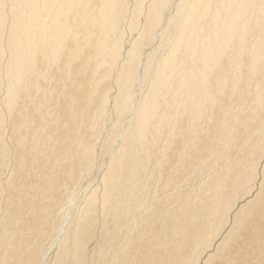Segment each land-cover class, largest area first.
<instances>
[{
  "label": "bare ground",
  "instance_id": "1",
  "mask_svg": "<svg viewBox=\"0 0 264 264\" xmlns=\"http://www.w3.org/2000/svg\"><path fill=\"white\" fill-rule=\"evenodd\" d=\"M109 109L118 134L101 182L98 264L114 248L115 264H264V0H0V264L30 249L33 222L74 206ZM205 129L211 151L196 170L211 154L224 165L166 207L173 219L142 260L128 251L142 249L134 229L156 224L149 194L134 199L142 162L157 147L165 159L176 138L179 159L202 150ZM85 191L76 228L51 240L56 264H84L97 236L98 190Z\"/></svg>",
  "mask_w": 264,
  "mask_h": 264
},
{
  "label": "rangeland",
  "instance_id": "2",
  "mask_svg": "<svg viewBox=\"0 0 264 264\" xmlns=\"http://www.w3.org/2000/svg\"><path fill=\"white\" fill-rule=\"evenodd\" d=\"M164 26H165V24H164ZM127 46L129 48L130 44L129 43H128V45L126 44V48H127ZM143 74L144 73L142 72L140 77H139V81L137 82V85L143 91H148L150 86L145 81ZM111 114H112V111L109 109V111H108L109 122H108V126L106 127L107 132H106V134H104V137L99 141V145H97L96 154L98 156L96 155V166L94 168L95 171H93V174L91 176L86 178V181L85 180L82 181L84 183V185H83V188H81L82 190L79 192L80 196H78V199L76 200L77 203L75 202L74 206H71L69 208H65L66 210H64V212L62 213L65 216L62 215L63 218H62V216L58 217V221H56V219L54 220L52 217L50 219H48L49 221H48L47 226L41 225V223L43 222V220H41V219L37 220L35 223L33 222L32 223L33 226H31V231H29V233H31V237L29 238L30 249L26 246H23L19 250H15L13 252L14 254L13 255L11 254V256L8 257L9 264H31L32 263L30 260L31 257H33V259L37 258L39 261L42 258L43 264H56V257H57V253H58V248H57L56 244H51V240L53 238H56V240H55V243H56V241H58L59 238L64 237L67 232L76 228L79 215L81 214V208L85 203V194H86L85 190H89V191L98 190V197L99 198H98V207H97V211H98V213H97V218H98L97 219V224H98L97 236L93 240H90V241L87 240V242H86L84 264H98L99 256H97V244H98L100 237L102 235L103 230H101V225H102V221L105 217L104 210L102 208V200L100 199L101 194H102V190H103L101 182H102V179H103V177L107 171L108 165L110 163V159H111L112 155L114 154V152L116 151V148L113 149L112 145L114 143L115 136L118 134V126L116 128H114V130L112 129L114 127L113 125L115 124V120L114 121L111 120L112 119ZM240 120H241L240 116L236 117V123L239 125H240ZM206 134H207V130L205 129L202 132L201 139H200V141L202 143V150L195 151L193 148H188V150L185 152V154H183V153L180 154L182 157H181V159H179L178 158V155H179L178 150L180 152V142L181 141H180V138H176L174 140L176 142V144L173 146V143H172L170 148L166 151L165 159H164V156L160 155V152L157 150L158 149V147H157L155 149H152L149 161L146 160V163L142 162V164L146 165V167L142 172L140 180L138 182H136V185H134V188H135L134 199L136 201L135 203H137V204L145 203L146 200L143 198L145 197V195L147 196L149 194L150 205L148 207L149 208L151 207V208L149 209L150 211L149 210L146 211V213H147L146 217L152 216L151 212L153 210V212H155V215L153 217V219H154L153 221H154V223H156L153 228L148 229L147 226H148L149 220H147V221H144L142 227L140 226L141 228L139 227L141 230H139L138 228L134 229V230H136L134 237H137L139 235V233H142V234L145 233V236L143 237V242H142L143 243L142 249H140L139 253H138L136 248L133 249L134 247H132V248L130 247L128 249V251L135 253V254H139L138 257L142 258V260L145 257H150L152 259L153 255L151 253H153L154 251L156 252L155 244H153V243H156V241H157L155 238V236H157V234H158L157 231L160 230V228H162L164 224H166V223H164V220H166V222H168V224H170V219H173V217L171 216L172 212H170V214H169L166 211L167 213L164 214L165 210L167 208H168V210L171 208L176 210V205H178V203L175 204V202L176 201L180 202V201L184 200L183 199L184 194L190 192L191 188L193 190L196 186H198L195 184H199V186H200V184L202 183V180H204V173H205V176H206V173H207V175H208V173H210L209 175H212V171L214 170L213 168L215 166H217V167H215V169H218V168H220V166L224 165V160H222V159L218 160V155L214 154L212 157L211 156L212 154H211L204 161V164H203L204 170L203 171H205V172L202 173L203 175L201 174V171L196 170V166H198L200 164L201 158L205 157L211 151V149H208L207 145H206V141L208 139ZM166 135H167V132H166ZM119 142H120V139H119ZM229 159H230V154H229ZM178 162H181V164L177 165ZM13 167H14L13 164H10L8 171L5 172L6 179L8 178L11 171L13 170ZM261 169H262V166L260 167V171H261ZM209 170H211V171H209ZM177 185H178V187L179 186L182 187L184 185H186L188 187L186 189V187L184 186V188H182L181 192H180V190L178 191L177 189H175ZM192 185H195V187L193 188ZM85 187H86V189H85ZM189 188H190V190H189ZM174 190L176 193H178V195L174 192ZM82 192L85 193V194H83V196H82ZM179 192L181 194L184 192V194H182L183 197L179 196ZM173 193L176 194V196H172L171 194H173ZM159 194L162 195L166 199H164ZM136 196H137V198H136ZM6 197H7V194H6ZM174 197L177 200H174L173 199ZM178 197L181 200H179ZM153 200H154V202H153ZM163 201H164V203H163ZM166 201H167V203H166ZM171 201H174V203L172 202L173 203L172 204ZM182 202H180V203H182ZM25 203H27V202H25ZM155 203H157V204H155ZM169 203H171V205ZM153 205H155L154 209H153V207H154ZM156 205L159 207H157ZM49 206H52V205L50 204ZM173 209H172V211H173ZM2 211H4V207H3ZM139 211H142V207L139 209ZM17 213L18 214H16V219H18V218L21 219L22 213H21L20 209ZM41 214H43V213H41ZM172 215H174V211H173ZM34 216L35 215H30V220ZM67 216H68V218H67ZM65 217H66V219H65ZM165 217H167V218H165ZM61 218H62V220L65 219V222L63 224L64 226H65V224H67V223L68 224L66 225L65 228L63 227V230H60L62 232H57L58 226L60 225V221H62ZM141 219H143V218H140V221H141ZM108 220H109V222H108L109 225L107 228L110 230L111 228H113V227H111L112 223H113V221H112L113 217L109 216L107 221ZM21 221H22V219H21ZM142 221L140 223H142ZM45 222H46V219H44V223ZM157 228H159V229L157 230ZM40 230H42V231H40ZM165 232H166V226H165ZM149 244H151L153 248L151 246H149ZM150 250H152L151 253H150ZM110 252H111L110 255L108 254L109 255L108 256L109 264H112V261H113V264H115L114 259H115L116 254L118 253V251L116 250V248H114ZM122 253L125 254L124 256L126 258L127 256H126L125 251L122 250ZM140 253H141V255H140ZM148 253L151 255L148 256L149 255ZM127 254H128V252H127ZM141 256H143V257H141ZM155 259H156V257H155ZM220 259H218V261ZM127 262H128V259L125 261V264ZM217 262H216V264L220 263V262H218V263ZM134 264H143V261L137 260Z\"/></svg>",
  "mask_w": 264,
  "mask_h": 264
}]
</instances>
